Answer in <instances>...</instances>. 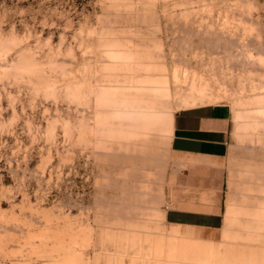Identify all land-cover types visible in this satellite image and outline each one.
Returning <instances> with one entry per match:
<instances>
[{
    "label": "rangeland",
    "instance_id": "374dc122",
    "mask_svg": "<svg viewBox=\"0 0 264 264\" xmlns=\"http://www.w3.org/2000/svg\"><path fill=\"white\" fill-rule=\"evenodd\" d=\"M202 103L234 112L217 230L164 219ZM0 264H264V0H0Z\"/></svg>",
    "mask_w": 264,
    "mask_h": 264
},
{
    "label": "crops",
    "instance_id": "0c3cea01",
    "mask_svg": "<svg viewBox=\"0 0 264 264\" xmlns=\"http://www.w3.org/2000/svg\"><path fill=\"white\" fill-rule=\"evenodd\" d=\"M233 115L229 103H202L174 114L170 151L178 167L177 195L176 205L164 212L168 224L200 230L225 224Z\"/></svg>",
    "mask_w": 264,
    "mask_h": 264
},
{
    "label": "built area",
    "instance_id": "2783aa9c",
    "mask_svg": "<svg viewBox=\"0 0 264 264\" xmlns=\"http://www.w3.org/2000/svg\"><path fill=\"white\" fill-rule=\"evenodd\" d=\"M166 208H169V206H168V205H166Z\"/></svg>",
    "mask_w": 264,
    "mask_h": 264
},
{
    "label": "bare ground",
    "instance_id": "6f19581e",
    "mask_svg": "<svg viewBox=\"0 0 264 264\" xmlns=\"http://www.w3.org/2000/svg\"><path fill=\"white\" fill-rule=\"evenodd\" d=\"M157 88V87H156ZM197 101V100H196ZM191 102H193V100L191 101Z\"/></svg>",
    "mask_w": 264,
    "mask_h": 264
}]
</instances>
